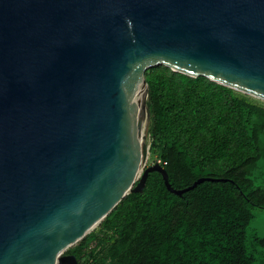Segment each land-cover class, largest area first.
<instances>
[{
	"label": "water",
	"instance_id": "95a60500",
	"mask_svg": "<svg viewBox=\"0 0 264 264\" xmlns=\"http://www.w3.org/2000/svg\"><path fill=\"white\" fill-rule=\"evenodd\" d=\"M264 100V0H0V264L69 247L143 190L147 68Z\"/></svg>",
	"mask_w": 264,
	"mask_h": 264
},
{
	"label": "trees",
	"instance_id": "16d2710c",
	"mask_svg": "<svg viewBox=\"0 0 264 264\" xmlns=\"http://www.w3.org/2000/svg\"><path fill=\"white\" fill-rule=\"evenodd\" d=\"M144 76L149 157L175 189L210 179L175 194L149 172L66 252L79 264H264V239L248 232L264 209V105L165 65Z\"/></svg>",
	"mask_w": 264,
	"mask_h": 264
},
{
	"label": "rangeland",
	"instance_id": "374dc122",
	"mask_svg": "<svg viewBox=\"0 0 264 264\" xmlns=\"http://www.w3.org/2000/svg\"><path fill=\"white\" fill-rule=\"evenodd\" d=\"M254 100H256L259 103H262L264 105V100L260 98H256L251 96ZM150 152L147 154V158L144 162V167L149 166L154 161L149 157ZM143 167V168H144ZM142 173V172H141ZM252 212L254 214V217L250 223V226L248 228V232L255 231L259 236H261L264 239V209L259 207H252Z\"/></svg>",
	"mask_w": 264,
	"mask_h": 264
},
{
	"label": "bare ground",
	"instance_id": "6f19581e",
	"mask_svg": "<svg viewBox=\"0 0 264 264\" xmlns=\"http://www.w3.org/2000/svg\"><path fill=\"white\" fill-rule=\"evenodd\" d=\"M143 167H144V163H143V165H142V167H141V169H140V171H139V173L137 174V176L135 177V179H137L138 177H139V175L141 174V172H142V169H143Z\"/></svg>",
	"mask_w": 264,
	"mask_h": 264
}]
</instances>
